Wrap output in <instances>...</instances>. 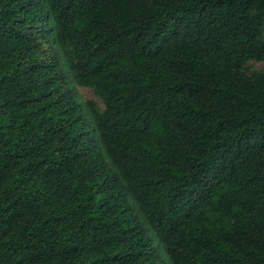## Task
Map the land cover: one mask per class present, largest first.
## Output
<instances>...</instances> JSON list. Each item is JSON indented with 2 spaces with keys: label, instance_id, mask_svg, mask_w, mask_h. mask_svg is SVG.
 <instances>
[{
  "label": "trees",
  "instance_id": "obj_1",
  "mask_svg": "<svg viewBox=\"0 0 264 264\" xmlns=\"http://www.w3.org/2000/svg\"><path fill=\"white\" fill-rule=\"evenodd\" d=\"M255 60L264 0H0V264H264Z\"/></svg>",
  "mask_w": 264,
  "mask_h": 264
},
{
  "label": "rangeland",
  "instance_id": "obj_2",
  "mask_svg": "<svg viewBox=\"0 0 264 264\" xmlns=\"http://www.w3.org/2000/svg\"><path fill=\"white\" fill-rule=\"evenodd\" d=\"M48 24H50L49 21H48ZM247 67H248V69H249V71L251 73L252 72H262V71H264V61H256V60L255 61H250V62H248ZM71 87L73 88L74 92L76 93V96H77L78 100L84 106H85L87 101L93 100L99 105V107L101 109L104 108V104H103L102 100L95 95V93L93 92L92 89L87 88V87H82V86H79L77 84H72ZM152 238L155 240L156 246L158 247V249H159V251L161 253V256L164 259V261L167 264H170L169 261L167 260V257L165 255L164 251L161 249L159 243L157 242V240H156V238L154 237L153 234H152Z\"/></svg>",
  "mask_w": 264,
  "mask_h": 264
}]
</instances>
